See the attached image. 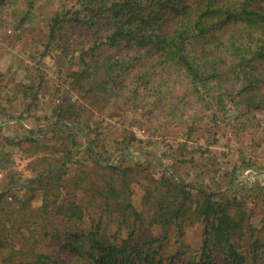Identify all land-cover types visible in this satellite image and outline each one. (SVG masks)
Returning a JSON list of instances; mask_svg holds the SVG:
<instances>
[{"label":"trees","instance_id":"trees-1","mask_svg":"<svg viewBox=\"0 0 264 264\" xmlns=\"http://www.w3.org/2000/svg\"><path fill=\"white\" fill-rule=\"evenodd\" d=\"M37 19L48 29L47 45L59 47L66 60L69 46L78 45L80 68L69 75L75 99L58 97L45 124L34 123L15 142L34 152L25 165L32 176L6 170L2 178L23 194L0 193V203L19 204L0 221V247L10 254L0 264L24 251L16 264H264V222H251L235 192L193 186L170 164L155 172L124 165L120 155L134 136L111 162L95 150L103 142L85 117L91 104L112 119L127 103L134 110L146 100L144 132L162 139L214 123L227 103L264 109V0H0L4 27L22 30ZM21 115L0 108V124L17 120L23 128L28 118ZM233 122L264 130L242 112ZM78 132H85L84 143ZM139 179L151 184L140 198L148 218L131 201ZM195 222L202 237L192 250L184 237ZM29 224L33 247L23 250L29 243L22 238L27 243L14 248L9 232ZM39 229L56 245L50 253L33 250Z\"/></svg>","mask_w":264,"mask_h":264},{"label":"rangeland","instance_id":"rangeland-1","mask_svg":"<svg viewBox=\"0 0 264 264\" xmlns=\"http://www.w3.org/2000/svg\"><path fill=\"white\" fill-rule=\"evenodd\" d=\"M5 27L0 21V108L8 110L9 116L18 117L22 113L21 117L28 119H24L26 124L21 123L23 128L19 123H13L17 120L0 124V170L4 171V175L8 170V173L19 174L21 178H25L32 176L25 165L34 157V152H29L26 145L16 146L15 142L25 137L27 130H33L29 128L34 123L45 124L44 118L50 116L51 108L58 97L66 94L68 97H74L68 92L71 82L69 75L80 68L76 53L80 48L78 45L69 46L66 53L69 57L72 56V59L66 60L65 53H61L59 47L56 49L47 45L48 29L40 19L22 30L6 27H10L9 35L5 34ZM56 42L60 43L58 40ZM33 86V92L25 95V89ZM36 93H39L38 97L33 98ZM75 93L77 92L74 91ZM145 101L138 104L134 110L130 109L131 104L127 103L123 112L112 119L108 118L111 114L109 110L103 111L97 105H89L92 113L88 112L85 117L90 119V124L96 126V133L103 142V147L99 144L95 150L109 156L108 160L111 162L123 156L120 160L124 165L136 166L146 172H155L161 170L163 165L170 164L176 175L193 186L226 195L235 192L236 198L243 203L246 215L252 213L251 222L256 226L260 225L262 220L264 222V130L258 128L252 131L248 124L238 125L233 122L234 116L242 112L254 123L264 126V109L227 103L225 115L218 116L219 119L214 123L205 120L190 135L181 130L175 136L168 134L161 139L149 137L148 133L144 132H148L149 128L145 122L147 109L142 106ZM28 104H33L30 112L26 111ZM32 116H36V120ZM131 136L135 139L130 141L128 151L117 156L120 152L116 150H121ZM76 138L79 143H84L85 132H78ZM140 140L143 141L142 144L139 143ZM79 158L82 162H88L87 156L83 154H79ZM75 168L74 166L73 171H69L70 176L75 172ZM139 180L141 185L132 188L131 201L141 210V194L144 187H151V184L144 179ZM8 182L6 178L0 183V193L10 192L21 197V189L18 186L10 187ZM239 182L245 187L240 186ZM9 203L11 205L8 207L5 203H0V221H5L7 217L12 218L11 212L19 206L13 201ZM37 206L38 202L35 201L31 209L34 211ZM146 216H150L149 212ZM28 228H34V225L22 226L19 234L15 229L9 232L15 238L14 248H17V244L21 248L27 242L29 245L26 244L23 250L33 247V237ZM201 237L202 225L195 222L192 227L187 228L184 241L195 250L200 245ZM22 238L27 239V242ZM35 238L40 240L33 248L36 252L50 253L56 247L49 240L43 239L40 229ZM26 252L21 253V256H25ZM9 256L10 254L0 247L1 261ZM21 256H15L11 263H18Z\"/></svg>","mask_w":264,"mask_h":264},{"label":"built area","instance_id":"built-area-1","mask_svg":"<svg viewBox=\"0 0 264 264\" xmlns=\"http://www.w3.org/2000/svg\"><path fill=\"white\" fill-rule=\"evenodd\" d=\"M3 176H4V171L0 170V181L2 180Z\"/></svg>","mask_w":264,"mask_h":264}]
</instances>
